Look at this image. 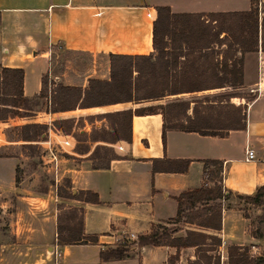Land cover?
Masks as SVG:
<instances>
[{
  "label": "crops",
  "instance_id": "obj_1",
  "mask_svg": "<svg viewBox=\"0 0 264 264\" xmlns=\"http://www.w3.org/2000/svg\"><path fill=\"white\" fill-rule=\"evenodd\" d=\"M155 6H167L172 13H208L244 11L249 9L250 1L182 0L180 7L173 8V0H0V68H21L23 95L32 97L39 92L41 77L49 73L51 45L106 57L109 53L148 55L153 52L151 28ZM263 15L264 0H258L259 19ZM188 59L194 64L202 62V57ZM196 70L199 72L201 67ZM108 72L107 67V77ZM193 75L195 73L188 77ZM224 94L230 95L229 106L240 108L244 126L227 130L222 137L168 129L163 143L162 116L158 108L150 114L132 115L130 141L113 143L121 145V150L114 149L112 143L73 137L75 131L88 135L92 127H107L105 119L99 117L105 112L183 100L188 101L187 114H191L196 105L202 115L208 114L209 103L215 104L220 99L217 97ZM210 96L216 97L208 99ZM221 100L223 104L226 98ZM50 118L71 121V131L62 130L73 138L74 145L72 155L65 156L61 163L64 174L61 178L69 179L72 193L88 190L98 198L97 203L67 199L71 206L81 209L82 234L94 235L96 242L59 246L55 264H189L196 256L194 247L143 245L138 248L136 242L131 243L130 251L121 259L99 260V250L115 245L114 237L126 233L138 237L162 224L172 226L171 237H184L192 230L216 235L220 242L212 253L217 264H228L231 246L238 247V251L246 248L249 257L264 254V237L255 238L250 233L255 226L251 218L256 217L259 210L240 209V206L251 205L235 199V195H253L257 187L264 185V51L259 45L255 51L242 54L241 85L236 88L195 90L139 103L77 108L51 113ZM78 121L84 126L75 129ZM95 145L110 149L109 154L115 157L109 159L104 168L91 166L88 155ZM245 148L253 150L252 159L245 160ZM152 160H187L188 163L183 172H152ZM204 160L220 161L221 187L231 192L225 200L208 202L220 206L219 230L203 228L194 219L173 220L175 197L202 186ZM174 165L180 167L184 163ZM42 260L44 264L48 262Z\"/></svg>",
  "mask_w": 264,
  "mask_h": 264
},
{
  "label": "trees",
  "instance_id": "obj_2",
  "mask_svg": "<svg viewBox=\"0 0 264 264\" xmlns=\"http://www.w3.org/2000/svg\"><path fill=\"white\" fill-rule=\"evenodd\" d=\"M250 7L244 11H223L208 13H172L167 6H155V18L152 21V53L148 55H107L108 77L106 79L88 78L86 85L71 86L54 84L47 89L46 76L41 77L39 92L26 97L22 92L23 71L21 68H0V121L9 115H17L20 110L29 109L28 104L45 106L44 112H63L74 109L99 107L117 103H139L157 100L164 95L215 88H236L241 85L242 54L255 51L260 46L264 51V15L258 17V0H249ZM179 23L182 26H179ZM222 35V36H221ZM191 56L202 57L201 64L189 62ZM182 59H181V58ZM182 64V67L180 66ZM203 75L206 83L188 75ZM196 81V82H195ZM51 84V80L49 82ZM230 95L224 94L217 101L209 103L208 114H200L194 105L191 114H187L188 101H175L157 106H143L109 111L99 115L104 118L107 127H92L88 135L76 134V140L91 142L102 141L114 143L117 140L130 141V124L132 115L150 114L155 108L162 116L161 138L168 129L194 131L203 135L222 137L227 130L243 128V115L239 107L227 104ZM226 98L225 103H221ZM214 111V114H211ZM66 122H71L65 120ZM56 126V125H55ZM71 123L66 132H69ZM20 139L34 141L44 132L45 125L24 123L20 127ZM65 131V130H64ZM79 138V139H78ZM83 138V139H80ZM29 145V144H28ZM87 149V148H86ZM102 149V150H101ZM107 150V151H106ZM102 151V152H101ZM110 149L95 145L88 155L94 169L104 168L108 160L115 158L108 155ZM111 152V151H110ZM182 162L183 166L174 163ZM156 163H161L156 166ZM187 160H152V172H183ZM221 163L218 160H204L202 167L203 184L201 187L180 193L176 200L174 221L189 222L211 230L220 229V206L208 202L227 199L231 196L228 189L220 184ZM62 184L56 185L55 195L63 199H72L97 203L96 193L88 190H70V181L64 177ZM237 201L250 204V212L258 209L259 214L251 218L255 224L250 233L255 238L264 237V185L256 188L253 195H235ZM208 204V205H205ZM197 206H202L200 209ZM64 227L65 234L58 230L57 244L95 243L94 235L82 234V215ZM74 213H71V217ZM203 214V215H202ZM248 218L249 214L244 213ZM214 234L199 231H187L184 237H171L170 230L155 226L148 234L140 235L136 247L143 245H170L176 247H194L195 259L189 264H217L212 253L219 244ZM131 243H117L100 249L101 261L117 260L130 251ZM207 252H211L207 254ZM228 264H264V254L248 256L246 248H228Z\"/></svg>",
  "mask_w": 264,
  "mask_h": 264
},
{
  "label": "rangeland",
  "instance_id": "obj_3",
  "mask_svg": "<svg viewBox=\"0 0 264 264\" xmlns=\"http://www.w3.org/2000/svg\"><path fill=\"white\" fill-rule=\"evenodd\" d=\"M173 3H175L173 8L180 7L182 0H173ZM179 26L182 25L179 23ZM180 66L182 67V64ZM107 67L108 59L105 55H91L86 52L65 50L58 44L51 45L49 55L51 84L46 76L47 89L52 83L83 87L88 78L107 77ZM191 78L204 77L197 71ZM215 97L210 96L208 99ZM28 106L29 109L20 110L17 115H9L0 121V136L5 141L0 143L1 264H44L42 259L48 261L46 264H55L58 258L56 254L61 246L56 241L58 230L64 235L65 225L74 222L79 216L77 207L71 206L67 199L60 198L54 193V185L63 183L64 177H61L64 174L61 172L60 179L58 178L54 184L53 178L45 174L40 167V147L32 141L25 142L20 139V127L24 123L36 120L33 123L43 125L45 106L34 104L33 101ZM51 122L63 131H67L66 128L70 124L59 118ZM83 126L84 124L78 121L74 128ZM44 130L46 131V128ZM44 132L34 141H40L39 138ZM75 132L73 137H76ZM65 156L67 155L65 154L64 158ZM71 213H74L72 216L75 218L71 217ZM159 226L172 228L170 224Z\"/></svg>",
  "mask_w": 264,
  "mask_h": 264
},
{
  "label": "built area",
  "instance_id": "obj_4",
  "mask_svg": "<svg viewBox=\"0 0 264 264\" xmlns=\"http://www.w3.org/2000/svg\"><path fill=\"white\" fill-rule=\"evenodd\" d=\"M149 16V12L146 13ZM50 74L48 73V80L50 82ZM50 112H45V118L42 119L46 131L40 136V141H32L40 147L39 164L43 172L53 178L54 184L61 177V163L64 161V155H72L74 145L73 138L66 134L59 127L54 126L51 122ZM36 121V120H35ZM33 121V122H35ZM39 122V121H38ZM0 136V143H4ZM112 147L121 150V145L113 144ZM245 160L253 158V150L250 148L244 149ZM56 184L54 185L55 193ZM136 235L134 233H126L113 238V243H135ZM59 251V250H58ZM59 256V252L56 254Z\"/></svg>",
  "mask_w": 264,
  "mask_h": 264
}]
</instances>
